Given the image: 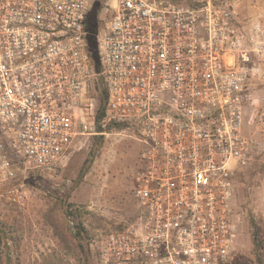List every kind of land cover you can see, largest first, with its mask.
<instances>
[{
    "label": "built area",
    "instance_id": "1",
    "mask_svg": "<svg viewBox=\"0 0 264 264\" xmlns=\"http://www.w3.org/2000/svg\"><path fill=\"white\" fill-rule=\"evenodd\" d=\"M238 0H111L96 34L107 89L99 121L142 144L135 221L100 241L103 264H226L236 239L232 178L255 143L248 83L264 64V31ZM91 0H0V184L17 162L61 166L97 133V77L87 52ZM93 130V131H92ZM23 206V183L0 201Z\"/></svg>",
    "mask_w": 264,
    "mask_h": 264
},
{
    "label": "rangeland",
    "instance_id": "2",
    "mask_svg": "<svg viewBox=\"0 0 264 264\" xmlns=\"http://www.w3.org/2000/svg\"><path fill=\"white\" fill-rule=\"evenodd\" d=\"M110 1L97 4L91 16L96 34L106 25L104 6ZM95 2L99 3L91 0L87 14ZM237 11L247 29L258 22L264 31V0H238ZM102 84L94 78L90 95ZM248 92L245 112L251 120L246 129L253 131L256 140L247 163L236 168L232 178L236 239L226 264H264V64L250 79ZM92 96L99 106L100 95ZM94 136L96 133L80 136L68 159L55 168L41 170L19 160L16 179L0 184L2 190L12 183H23L28 192L23 206L0 201V222L13 229L8 244L16 264H87L80 246L83 240L75 235L78 223L88 232L89 264H103L98 253L102 238L110 230L135 221L140 208L132 197L133 173L142 144L131 129L113 125L104 132L85 169L83 163ZM82 170V179L74 183ZM0 244L4 250L3 242Z\"/></svg>",
    "mask_w": 264,
    "mask_h": 264
},
{
    "label": "trees",
    "instance_id": "3",
    "mask_svg": "<svg viewBox=\"0 0 264 264\" xmlns=\"http://www.w3.org/2000/svg\"><path fill=\"white\" fill-rule=\"evenodd\" d=\"M99 3L95 2V8L93 7V9L91 8L90 12L86 15L85 18V29H86V40H87V52L90 56V60H91V65L94 69V71L98 74L96 79L97 82L98 80H102V76L99 74L101 71V64H100V60H99V55H98V51H97V43H96V28H95V23L91 20V16L94 15L96 9L98 8L97 4L100 5V2H102L103 0H98ZM94 23V24H93ZM93 24V27H92ZM102 88L98 91V85L97 88H95V91L93 90V92H91L92 95H100L99 96V106L97 107L96 113H95V126H96V135L94 136L95 140L93 141V143L91 144V147L89 149V152L87 154V157L83 163V167L85 169H87V165L88 163L94 158V156L96 155L99 145L102 141L104 132L106 131V129H110L113 125L119 126V127H125L126 124L124 123H107L104 127L99 123V121L103 118V116L105 115V105H106V101H107V89L104 85V83L102 84ZM100 92V93H99ZM83 172L84 170L81 171V173L79 174L78 178L75 180L74 183H77L78 181H80V179H82L83 177ZM70 206V204H69ZM65 211H67V213L69 215H74V211L70 210L69 208H65ZM12 233H13V229L11 227H9L6 223L4 222H0V243L3 242L4 244V250H0V264H16L13 260L12 257V252L10 250V245L8 244L9 239L12 237ZM78 235L79 238L81 240H83L82 243H80L81 246V251L83 252L84 255V259L86 260V263L89 264V260H88V243L85 239H87V235L88 232L85 229L84 226H82L81 223H78L77 225V231L76 234ZM1 245V244H0Z\"/></svg>",
    "mask_w": 264,
    "mask_h": 264
}]
</instances>
